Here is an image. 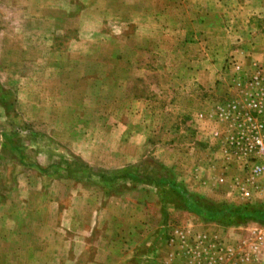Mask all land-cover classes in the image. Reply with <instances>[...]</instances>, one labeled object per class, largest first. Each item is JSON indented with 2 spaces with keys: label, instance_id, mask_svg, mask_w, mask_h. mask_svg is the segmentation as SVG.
<instances>
[{
  "label": "rangeland",
  "instance_id": "374dc122",
  "mask_svg": "<svg viewBox=\"0 0 264 264\" xmlns=\"http://www.w3.org/2000/svg\"><path fill=\"white\" fill-rule=\"evenodd\" d=\"M247 98L264 0H0V264H264L213 162Z\"/></svg>",
  "mask_w": 264,
  "mask_h": 264
},
{
  "label": "built area",
  "instance_id": "2783aa9c",
  "mask_svg": "<svg viewBox=\"0 0 264 264\" xmlns=\"http://www.w3.org/2000/svg\"><path fill=\"white\" fill-rule=\"evenodd\" d=\"M220 116L228 121L222 139L221 152L226 167L239 165L242 177L234 178V188L241 198L249 200L264 180V109L256 99L247 98L243 110L233 100L226 107L219 106ZM225 180L224 176L221 181Z\"/></svg>",
  "mask_w": 264,
  "mask_h": 264
},
{
  "label": "crops",
  "instance_id": "0c3cea01",
  "mask_svg": "<svg viewBox=\"0 0 264 264\" xmlns=\"http://www.w3.org/2000/svg\"><path fill=\"white\" fill-rule=\"evenodd\" d=\"M216 139V143L218 142V148H217V156L216 157H214V159H213V162L215 161H217L216 163H218L220 166H221V164H224V165H226V160L224 159V157H223V154H222V152H221V147H222V142H221V140H220V137H218V138H215ZM214 162V163H215ZM216 163H215V165H216ZM219 169H220V172H218V174H220V175H222L221 173V168L219 167ZM223 170V169H222ZM224 176V175H223ZM222 176V177H223Z\"/></svg>",
  "mask_w": 264,
  "mask_h": 264
},
{
  "label": "trees",
  "instance_id": "16d2710c",
  "mask_svg": "<svg viewBox=\"0 0 264 264\" xmlns=\"http://www.w3.org/2000/svg\"><path fill=\"white\" fill-rule=\"evenodd\" d=\"M218 213H219V211H218ZM215 215V214H214Z\"/></svg>",
  "mask_w": 264,
  "mask_h": 264
}]
</instances>
